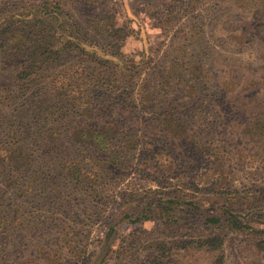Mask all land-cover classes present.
Here are the masks:
<instances>
[{
    "label": "rangeland",
    "instance_id": "obj_1",
    "mask_svg": "<svg viewBox=\"0 0 264 264\" xmlns=\"http://www.w3.org/2000/svg\"><path fill=\"white\" fill-rule=\"evenodd\" d=\"M42 14L88 53L18 84ZM0 52V264H264V0H0Z\"/></svg>",
    "mask_w": 264,
    "mask_h": 264
},
{
    "label": "trees",
    "instance_id": "obj_2",
    "mask_svg": "<svg viewBox=\"0 0 264 264\" xmlns=\"http://www.w3.org/2000/svg\"><path fill=\"white\" fill-rule=\"evenodd\" d=\"M45 10V9H43ZM37 13V11H34ZM55 16V15H54ZM39 19L35 20H19V22L14 23V28H10L6 31L8 43L13 45L16 50V54L19 55L22 59H24L25 64L22 68L19 76L17 77V83L26 84L32 77L37 76L41 73V71L49 66V64L59 61L64 56H67L69 53H76V54H87V50L82 47L81 44H78L74 41H68L65 43H58L56 42V34L53 29H48L49 26L47 25L48 14H42V16L38 17ZM8 46V45H6ZM1 53V52H0ZM97 56L96 53H91ZM232 81V80H231ZM234 83V82H233ZM243 90V89H242ZM248 90H251L248 88ZM260 90V89H259ZM257 90V91H259ZM241 94L245 95L244 91H241ZM258 97L255 95V98H245L240 101H237V105L239 110H241V105L247 108V110L252 106H257L256 100ZM167 100V103H171L172 100ZM171 101V102H170ZM173 111V115L175 116V121L169 117L167 120L172 122H182L179 120L181 118L180 110L177 108L171 109ZM225 119L226 115L224 114ZM166 119V118H164ZM223 122H228V120H223ZM231 122V121H230ZM232 122H237V120H233ZM24 128V127H22ZM85 143L91 144L89 141H85ZM27 154L23 151V148L19 145L15 150L13 155L11 156H2L0 155V177L2 178L4 173L6 172L5 169H10L12 172V177L14 173L18 171L19 162L22 161ZM70 163L66 165L67 171L69 175L78 183V178L76 177V163L75 161H70ZM80 167V166H78ZM26 170V169H25ZM23 170V171H25ZM13 179L11 180V182ZM237 201L235 203H228L226 206L228 208H232V205H237ZM233 209V208H232ZM233 212L231 213V217L233 216ZM216 218L211 219V222H217ZM223 244V240L220 237H215L213 240L209 242V246L214 249L221 248ZM75 255V254H73ZM105 256V253L102 254L101 258ZM107 264H113V260L110 259L106 262ZM13 264H25L23 259L13 262Z\"/></svg>",
    "mask_w": 264,
    "mask_h": 264
}]
</instances>
